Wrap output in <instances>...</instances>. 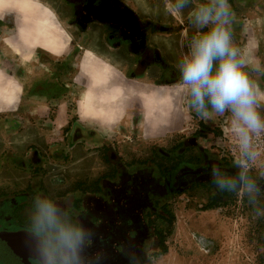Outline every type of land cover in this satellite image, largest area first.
I'll use <instances>...</instances> for the list:
<instances>
[{"label":"crops","instance_id":"obj_1","mask_svg":"<svg viewBox=\"0 0 264 264\" xmlns=\"http://www.w3.org/2000/svg\"><path fill=\"white\" fill-rule=\"evenodd\" d=\"M80 1L32 0L27 6L26 0H11L6 16L13 17L14 25H18L13 36L23 41L22 45H31L27 32L31 23L48 24L44 35L56 41L54 46L34 51L40 49L54 58L71 49L77 53L68 63L66 54L62 61L49 66L46 79L28 85L31 89L56 88L59 93L54 96L29 90L19 97V87L12 80L17 79L15 74L0 70V92L13 91L9 103L0 99V212L12 207L18 217L33 226L34 199L47 198L56 204L66 223L89 225L94 231V218L87 209L95 201L89 192L109 168V130L116 125L131 126L135 119L136 125L144 124L159 134L180 123L183 96L171 86L179 78L176 62L188 51L197 32L192 11L200 0H191L175 14L169 11L171 0H119L126 9L124 18L131 22L130 27L120 24L121 29H115L120 36L117 32L111 35L112 29L104 21L86 16V8L113 11L112 5L98 7L93 6V0ZM230 2L234 43L243 55L255 58L264 38V0ZM29 8H35V13L47 8L55 18L50 12L49 18L33 15ZM118 37L129 45L138 39L142 55L118 45ZM11 47L21 54L23 62L27 61L28 55L21 52L18 43ZM92 56L127 83L116 80L102 64H95ZM142 56H156L163 63L139 62ZM143 130L137 128L140 134ZM155 233L148 248V264H156L158 257L166 254L159 252L164 246L159 228L155 227Z\"/></svg>","mask_w":264,"mask_h":264},{"label":"rangeland","instance_id":"obj_2","mask_svg":"<svg viewBox=\"0 0 264 264\" xmlns=\"http://www.w3.org/2000/svg\"><path fill=\"white\" fill-rule=\"evenodd\" d=\"M26 1L28 6L32 0ZM10 9L11 6L0 8V70L15 74L17 79L12 77V80L19 87V97L29 94V90L32 94L39 90L54 96L59 93L56 88L31 89L28 85L46 79L50 75L51 64L62 61L66 54L68 63L76 51L71 49L58 58L44 51L41 53L40 49L34 51L38 47L46 49L54 46L56 41L47 40L44 35L48 33V24L31 23V31L25 30L30 34L31 45H22L23 41L13 36L18 25H14L13 17L6 16L10 14ZM29 10L33 11V15L51 16L47 9L41 10L42 13H35V8ZM260 42L261 49L257 48L259 54L255 58L264 65V38ZM15 43H18L24 55H28L26 62L11 47ZM25 71H29L28 74ZM253 78L264 88V75H254ZM74 85H78V82ZM0 94V99H6V103L13 97V91L8 93L1 90ZM180 107L183 116L179 125L166 133L151 132L144 124L136 125L135 119H132L131 126L112 127L107 134L109 150L128 163H155L159 165L162 175L171 177L183 170L189 161L192 166L200 164L199 151L192 150L190 159L186 153V144L191 140L214 160L222 161L225 168H231L237 148L227 116L202 119L190 110L184 97ZM139 127L144 129L142 134L137 131ZM261 183L264 184V181ZM220 193L213 186L207 188L197 184L189 192L181 191L160 201V212L154 219V227L159 228L161 240L164 241L159 252L164 250L166 254L158 257L156 264H264V216L257 218L245 198ZM261 204L264 205V196H261Z\"/></svg>","mask_w":264,"mask_h":264},{"label":"clouds","instance_id":"obj_3","mask_svg":"<svg viewBox=\"0 0 264 264\" xmlns=\"http://www.w3.org/2000/svg\"><path fill=\"white\" fill-rule=\"evenodd\" d=\"M191 0H171L170 13H179ZM229 0H200L193 7L197 32L176 69L179 78L172 85L202 119L225 117L236 141L231 168L217 164L207 171L211 185L221 193L243 197L254 215L264 216V88L253 76L264 75L258 58L246 57L233 40ZM32 233L39 238L41 264H86L83 253L94 233L80 225L66 223L56 204L36 197ZM103 253L92 264H105Z\"/></svg>","mask_w":264,"mask_h":264},{"label":"flooded vegetation","instance_id":"obj_4","mask_svg":"<svg viewBox=\"0 0 264 264\" xmlns=\"http://www.w3.org/2000/svg\"><path fill=\"white\" fill-rule=\"evenodd\" d=\"M81 1L80 3H85L84 0ZM120 2L119 0H93V6L109 4L112 5L113 11L104 7L86 8V16H93L92 18L104 21L112 29L111 35L117 32L120 36L119 31L115 29H121V25L124 28L131 26L129 19L124 18L125 8ZM229 3L231 4L230 0ZM50 13L54 17L53 13ZM116 41L118 45L131 47L129 49L139 56L143 53L138 39H135L136 43L132 41L134 45H129L125 39L119 37ZM92 58L95 64H102L107 68L116 80L127 83L108 66L97 61L93 56ZM141 59L142 62L163 63L161 58L156 56L148 59L142 56L137 60L140 62ZM39 92L42 91L38 90ZM43 93L47 92L43 91ZM186 145L189 159L192 156V150H195L199 151L201 162L192 166L189 161L183 170L174 173L171 177L162 175L159 165L155 163H128L117 154L107 155L109 168L96 182V187L89 192L96 204L90 203L87 214L94 218L92 227L94 226L95 230H90L89 225L83 228L95 235L91 245L83 253L86 264H92L94 255L99 253H103L106 257L105 264L149 263L148 248L153 244L152 238L157 236L154 219L160 212V201L181 191L189 192L197 184L205 185L207 188L212 186L207 171L211 172L212 164L224 167L222 161L214 160L191 140ZM32 228L33 226L18 217L16 209L10 207L4 213L0 212V264H41L38 256L40 240L32 233Z\"/></svg>","mask_w":264,"mask_h":264},{"label":"bare ground","instance_id":"obj_5","mask_svg":"<svg viewBox=\"0 0 264 264\" xmlns=\"http://www.w3.org/2000/svg\"><path fill=\"white\" fill-rule=\"evenodd\" d=\"M11 0H0V8H7L11 6Z\"/></svg>","mask_w":264,"mask_h":264},{"label":"trees","instance_id":"obj_6","mask_svg":"<svg viewBox=\"0 0 264 264\" xmlns=\"http://www.w3.org/2000/svg\"><path fill=\"white\" fill-rule=\"evenodd\" d=\"M171 223V222H170ZM162 252H165L164 250Z\"/></svg>","mask_w":264,"mask_h":264},{"label":"water","instance_id":"obj_7","mask_svg":"<svg viewBox=\"0 0 264 264\" xmlns=\"http://www.w3.org/2000/svg\"><path fill=\"white\" fill-rule=\"evenodd\" d=\"M97 20H100V19H97Z\"/></svg>","mask_w":264,"mask_h":264}]
</instances>
